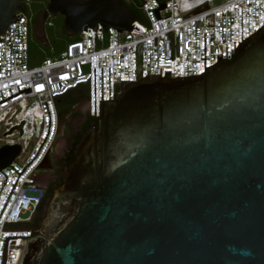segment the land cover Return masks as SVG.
<instances>
[{
	"label": "water",
	"instance_id": "obj_1",
	"mask_svg": "<svg viewBox=\"0 0 264 264\" xmlns=\"http://www.w3.org/2000/svg\"><path fill=\"white\" fill-rule=\"evenodd\" d=\"M45 1L70 34L138 20L124 0ZM25 8L0 0V35ZM202 59L200 75L143 77L106 100L40 226L7 236L2 264L17 237L18 264H264V25L231 58ZM20 151L0 147V171Z\"/></svg>",
	"mask_w": 264,
	"mask_h": 264
},
{
	"label": "built area",
	"instance_id": "obj_2",
	"mask_svg": "<svg viewBox=\"0 0 264 264\" xmlns=\"http://www.w3.org/2000/svg\"><path fill=\"white\" fill-rule=\"evenodd\" d=\"M217 1L221 2L214 5ZM162 3L167 7L159 9L161 18L156 20L153 9ZM142 10L145 20L134 21L132 30L118 32L101 23L95 30L88 27L60 58L38 66L30 65L31 26L23 11L0 35V101L31 89L0 103V147L21 146L11 166L0 171V213L15 185L0 216V264L5 238L30 236L34 230L31 224L42 202L37 177L63 129L59 98L82 90L84 113L94 119L125 83L143 77L200 75L205 72V55L206 67L218 62L219 54L231 58L242 37L264 25V0H142ZM23 121L21 133L16 127ZM17 171L23 172L19 176ZM22 248L21 237L9 239L6 264H18Z\"/></svg>",
	"mask_w": 264,
	"mask_h": 264
},
{
	"label": "trees",
	"instance_id": "obj_3",
	"mask_svg": "<svg viewBox=\"0 0 264 264\" xmlns=\"http://www.w3.org/2000/svg\"><path fill=\"white\" fill-rule=\"evenodd\" d=\"M22 1L26 6V10H24L23 12L30 19V26H31L30 39H31L32 35H37L36 31L40 25V21L43 23L42 27H43V30L45 33V37L49 38V35L51 34L50 27L53 25V22L50 19L51 14H49L48 17H46V18L44 17V13L46 11L45 10L46 5L38 0L39 6H41V7L39 9L37 16L35 18H32V14H30L29 8H28V6L32 3V0H29V2H26L25 0H22ZM124 2L126 3L129 10L137 17L138 20H140V21L145 20V15H144V12L142 10V0H124ZM58 15H61V14L58 13ZM62 17L64 20V16H62ZM64 21H63V25H62V32L64 33L65 42L63 45H60L58 48H55V52H54V56H53L54 58H51L52 56H50V55H45V58H43L42 60L39 61L36 59V56L32 52L31 46H30V65L31 66H38V65L42 64L47 59H58V58H60L67 51L68 45L71 42L79 40L81 38V34H70V33H68L66 28H65V22ZM85 100H86V93L83 92L82 90L69 92L68 94L59 98L57 100V108L59 110L61 119H63L64 115L67 113L71 114L74 117L78 116L79 112L72 113L71 110L77 103H79L81 101H85ZM93 121H94V119L91 116L87 115L85 117V120L83 121V124L80 127V133H84L85 137H87L89 135L91 128H92ZM40 224H41L40 219H38L37 221L34 220V222L31 224V227L36 229L40 226Z\"/></svg>",
	"mask_w": 264,
	"mask_h": 264
},
{
	"label": "rangeland",
	"instance_id": "obj_4",
	"mask_svg": "<svg viewBox=\"0 0 264 264\" xmlns=\"http://www.w3.org/2000/svg\"><path fill=\"white\" fill-rule=\"evenodd\" d=\"M217 1L213 4H217ZM41 6H39L38 0H32V3L28 6L32 18H35L39 12ZM63 16V15H62ZM61 15H50V19L53 22V25L50 27L51 34L49 38L45 37V33L42 27V22L36 31L37 35H32L30 39V46L32 52L35 54L37 60H42L45 58V55L52 56L54 58L55 48H58L60 45H63L65 42L64 33L62 32L63 17ZM86 102L81 101L74 106V110L79 112V115L74 117L71 114L64 115L63 122V132H60V138L57 139L55 147L57 152H62L66 145L71 141L72 134L76 132L78 127L82 124V121L85 118Z\"/></svg>",
	"mask_w": 264,
	"mask_h": 264
},
{
	"label": "flooded vegetation",
	"instance_id": "obj_5",
	"mask_svg": "<svg viewBox=\"0 0 264 264\" xmlns=\"http://www.w3.org/2000/svg\"><path fill=\"white\" fill-rule=\"evenodd\" d=\"M39 1L45 4L47 7L48 1ZM71 112L77 113L78 111L74 110L73 107ZM86 116L87 115H85V117ZM80 127H78L76 132L72 134L70 143L66 145L65 149L61 153L57 152L55 146L52 148L41 167L37 180L40 188L42 189V202L37 209L35 221L38 219L42 221L43 217L47 214L49 201L52 198L54 191L67 177V165L69 160H71L79 151L81 145L86 139L85 134L80 133ZM59 138L60 135L58 136V139Z\"/></svg>",
	"mask_w": 264,
	"mask_h": 264
},
{
	"label": "crops",
	"instance_id": "obj_6",
	"mask_svg": "<svg viewBox=\"0 0 264 264\" xmlns=\"http://www.w3.org/2000/svg\"><path fill=\"white\" fill-rule=\"evenodd\" d=\"M68 114V113H67ZM66 115V114H65ZM63 120H64V118H63Z\"/></svg>",
	"mask_w": 264,
	"mask_h": 264
}]
</instances>
